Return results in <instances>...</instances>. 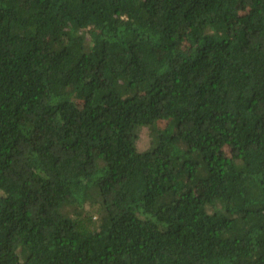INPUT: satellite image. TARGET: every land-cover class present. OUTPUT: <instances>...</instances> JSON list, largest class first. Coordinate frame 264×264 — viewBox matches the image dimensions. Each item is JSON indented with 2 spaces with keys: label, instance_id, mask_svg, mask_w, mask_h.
I'll return each mask as SVG.
<instances>
[{
  "label": "trees",
  "instance_id": "16d2710c",
  "mask_svg": "<svg viewBox=\"0 0 264 264\" xmlns=\"http://www.w3.org/2000/svg\"><path fill=\"white\" fill-rule=\"evenodd\" d=\"M0 264H264V0H0Z\"/></svg>",
  "mask_w": 264,
  "mask_h": 264
},
{
  "label": "rangeland",
  "instance_id": "374dc122",
  "mask_svg": "<svg viewBox=\"0 0 264 264\" xmlns=\"http://www.w3.org/2000/svg\"><path fill=\"white\" fill-rule=\"evenodd\" d=\"M247 9H248V5L245 4V5L242 7L241 11H246ZM162 124H163V122H162ZM148 133H149V132L146 131L145 133L142 134V138H141L140 141H141V143H143V145H144L145 141L148 139V136H149ZM227 153H230L229 150H227ZM96 219H97V222H96L97 224H96V226L98 227V226H99V223H100V221H101V216H97ZM102 221H103V220H102Z\"/></svg>",
  "mask_w": 264,
  "mask_h": 264
}]
</instances>
